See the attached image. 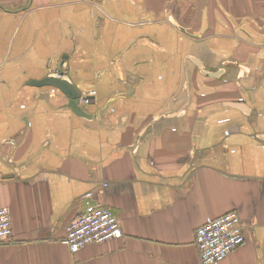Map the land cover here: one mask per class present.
Returning <instances> with one entry per match:
<instances>
[{"label":"crops","instance_id":"1","mask_svg":"<svg viewBox=\"0 0 264 264\" xmlns=\"http://www.w3.org/2000/svg\"><path fill=\"white\" fill-rule=\"evenodd\" d=\"M88 195L121 237L71 253ZM2 208L0 264H202L229 212L264 264V0H0Z\"/></svg>","mask_w":264,"mask_h":264},{"label":"built area","instance_id":"2","mask_svg":"<svg viewBox=\"0 0 264 264\" xmlns=\"http://www.w3.org/2000/svg\"><path fill=\"white\" fill-rule=\"evenodd\" d=\"M59 76V75H58ZM57 76V77H58ZM91 92L82 101L88 103ZM90 195H88V199ZM239 215L229 212L215 219H207L196 231L195 243L202 264H219L231 252L244 244L245 238ZM11 236L10 214L0 209V242ZM121 237L119 219L109 208L95 205L86 208L67 227L63 245L76 253L90 245H99Z\"/></svg>","mask_w":264,"mask_h":264},{"label":"water","instance_id":"3","mask_svg":"<svg viewBox=\"0 0 264 264\" xmlns=\"http://www.w3.org/2000/svg\"><path fill=\"white\" fill-rule=\"evenodd\" d=\"M33 84L37 86H48L55 88V90H59L66 97L68 107L73 111V113H75L78 116L85 115L83 113V110L79 106L80 102L82 101L81 95L79 94L77 89H75V87L66 79H63L61 77H46L43 80L35 82ZM95 205L96 203H94L90 199H87L81 203L80 211L82 212L86 208Z\"/></svg>","mask_w":264,"mask_h":264}]
</instances>
